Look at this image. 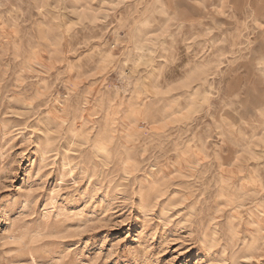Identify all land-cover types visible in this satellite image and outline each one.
Instances as JSON below:
<instances>
[{
	"label": "rangeland",
	"instance_id": "374dc122",
	"mask_svg": "<svg viewBox=\"0 0 264 264\" xmlns=\"http://www.w3.org/2000/svg\"><path fill=\"white\" fill-rule=\"evenodd\" d=\"M0 264H264V0H0Z\"/></svg>",
	"mask_w": 264,
	"mask_h": 264
}]
</instances>
